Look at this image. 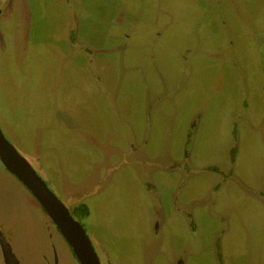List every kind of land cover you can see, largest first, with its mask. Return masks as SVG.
Instances as JSON below:
<instances>
[{"label":"rangeland","instance_id":"rangeland-1","mask_svg":"<svg viewBox=\"0 0 264 264\" xmlns=\"http://www.w3.org/2000/svg\"><path fill=\"white\" fill-rule=\"evenodd\" d=\"M3 3L0 129L70 212L102 180L101 264H264V0ZM24 190L0 162L23 263L79 264Z\"/></svg>","mask_w":264,"mask_h":264},{"label":"water","instance_id":"water-1","mask_svg":"<svg viewBox=\"0 0 264 264\" xmlns=\"http://www.w3.org/2000/svg\"><path fill=\"white\" fill-rule=\"evenodd\" d=\"M0 160L39 201L70 245L79 262L81 264H101L81 224L74 219L65 204L48 188L35 169L4 136L1 129ZM0 242L5 259H7L10 249L7 242L2 240V238Z\"/></svg>","mask_w":264,"mask_h":264},{"label":"flooded vegetation","instance_id":"flooded-vegetation-1","mask_svg":"<svg viewBox=\"0 0 264 264\" xmlns=\"http://www.w3.org/2000/svg\"><path fill=\"white\" fill-rule=\"evenodd\" d=\"M4 0H0V15L2 14V12L4 11V8H2L1 4L3 3ZM4 4V3H3ZM72 38L75 40V35L72 34ZM13 145V144H12ZM238 148L234 147L231 149V160H230V163L232 164L235 160V156H236V152H237ZM23 156V155H22ZM24 157V156H23ZM26 159V158H25ZM27 160V159H26ZM28 161V160H27ZM1 162V160H0ZM29 162V161H28ZM2 163V162H1ZM3 164V163H2ZM29 164L32 166V164L29 162ZM4 166V164H3ZM5 167V166H4ZM33 167V166H32ZM6 168V167H5ZM34 168V167H33ZM6 170L11 173L7 168ZM14 177H16L13 173H11ZM17 178V177H16ZM17 180L22 184V186L24 187V193H23V196L24 197H27V195L29 194V196H31L35 202H37V204H39L41 207L42 205L39 203V201L35 198V196L31 193V191L17 178ZM82 204V203H81ZM68 205V204H67ZM43 208V207H42ZM74 207H72V210L71 212H74L73 211ZM44 210V208H43ZM69 210V209H68ZM45 211V210H44ZM70 211V210H69ZM70 212V213H71ZM5 213V212H4ZM45 213L47 214V212L45 211ZM48 215V214H47ZM49 216V215H48ZM51 219V218H50ZM52 220V219H51ZM6 219H4V217L2 216V221H1V218H0V239L2 238V240H4L5 242H7V245L10 249V252H9V255L7 257V259H5V256H4V252L2 250V246H1V242H0V250H1V254H2V258H3V263L4 264H24L23 263V259L20 258V256L18 255L17 251L15 250V247L12 246V244H10L8 241H7V238L5 237V233L2 232L3 230V226L4 223H5ZM78 221V220H77ZM79 222V221H78ZM54 223V222H53ZM55 225V228L59 231L58 227L56 226V224L54 223ZM60 232V231H59ZM61 233V232H60ZM62 235V234H61ZM63 237V235H62ZM64 238V237H63ZM65 239V238H64ZM66 241V239H65ZM67 242V241H66ZM68 244V242H67ZM69 245V244H68ZM70 246V245H69ZM71 248V247H70ZM55 246L52 244L51 246V250L53 252V254L51 255V258L53 259V255H55V258H56V254H55ZM72 250V249H71ZM57 251V250H56ZM73 251V250H72ZM74 253V252H73ZM98 256V255H97ZM47 256L44 255V258H46ZM9 258V259H8ZM77 258V257H76ZM99 258V257H98ZM47 259L50 260V256L47 257ZM46 259V260H47ZM7 260H8V263H7ZM55 260V259H54ZM53 260V261H54ZM78 260V259H77ZM78 263L81 264L78 260Z\"/></svg>","mask_w":264,"mask_h":264},{"label":"crops","instance_id":"crops-1","mask_svg":"<svg viewBox=\"0 0 264 264\" xmlns=\"http://www.w3.org/2000/svg\"><path fill=\"white\" fill-rule=\"evenodd\" d=\"M101 182L102 180L99 179L97 183L95 184L96 187L94 186L89 187L88 190L84 189L86 187L82 185H79L78 187L73 188V189L70 188V190L62 192V197L64 199L65 197H68L69 199L67 201V204L68 205L71 204V206L73 205V207L77 206L78 204L85 203L88 206L89 213H90V206L88 205L86 200H88V196L92 194L94 190L96 191L97 189H99ZM89 213L86 216H88Z\"/></svg>","mask_w":264,"mask_h":264},{"label":"trees","instance_id":"trees-1","mask_svg":"<svg viewBox=\"0 0 264 264\" xmlns=\"http://www.w3.org/2000/svg\"><path fill=\"white\" fill-rule=\"evenodd\" d=\"M73 211L82 217L86 216L89 213L88 206L85 203L78 204L74 207Z\"/></svg>","mask_w":264,"mask_h":264}]
</instances>
